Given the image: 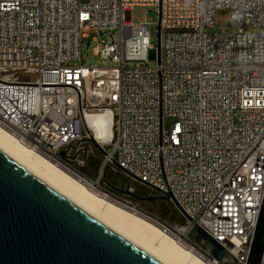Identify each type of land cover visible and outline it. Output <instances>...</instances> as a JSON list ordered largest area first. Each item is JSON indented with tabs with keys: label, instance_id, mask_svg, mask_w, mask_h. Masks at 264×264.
I'll list each match as a JSON object with an SVG mask.
<instances>
[{
	"label": "built area",
	"instance_id": "2783aa9c",
	"mask_svg": "<svg viewBox=\"0 0 264 264\" xmlns=\"http://www.w3.org/2000/svg\"><path fill=\"white\" fill-rule=\"evenodd\" d=\"M135 6L160 12L159 62ZM218 9L233 30L213 31ZM90 30L104 35L102 67L80 63ZM100 111L103 141L85 120ZM0 128L68 174L96 170L89 181L117 199L129 201L102 185L108 174L170 193L183 223L158 219L166 230L223 264L189 238L198 225L225 262L246 264L264 194V0H0Z\"/></svg>",
	"mask_w": 264,
	"mask_h": 264
},
{
	"label": "water",
	"instance_id": "95a60500",
	"mask_svg": "<svg viewBox=\"0 0 264 264\" xmlns=\"http://www.w3.org/2000/svg\"><path fill=\"white\" fill-rule=\"evenodd\" d=\"M157 36L159 62L160 12ZM91 142L101 150L94 139ZM64 155V150L59 151V156ZM79 160L87 163L84 153ZM93 174L96 177V170ZM118 175L124 185L113 188L115 195L128 197L132 203H148L156 214L147 213L160 220L157 204L161 200L168 202L171 211L177 213L169 200L170 193L158 196L152 188L132 182L122 173ZM103 181L111 187L105 177ZM189 238L216 261L236 264L234 260L224 261V258L230 259L227 251L198 225L193 226ZM263 255L264 194L246 264H264ZM0 264L160 263L81 212L0 152Z\"/></svg>",
	"mask_w": 264,
	"mask_h": 264
},
{
	"label": "bare ground",
	"instance_id": "6f19581e",
	"mask_svg": "<svg viewBox=\"0 0 264 264\" xmlns=\"http://www.w3.org/2000/svg\"><path fill=\"white\" fill-rule=\"evenodd\" d=\"M85 120L96 140H108L112 133L108 112L88 113ZM34 139L45 141V133L34 130ZM41 151H50V144H41ZM0 152L81 212L160 264H212L199 251L180 242L185 240L184 233L174 236V232L166 230L165 223L137 206L96 194L89 188L96 187V183L68 174L32 153L3 128H0ZM73 165L74 161H67V168H73Z\"/></svg>",
	"mask_w": 264,
	"mask_h": 264
},
{
	"label": "rangeland",
	"instance_id": "374dc122",
	"mask_svg": "<svg viewBox=\"0 0 264 264\" xmlns=\"http://www.w3.org/2000/svg\"><path fill=\"white\" fill-rule=\"evenodd\" d=\"M131 17L132 21L137 23L139 21H142L144 17H146L147 21L150 24L149 28V34H150V44L157 48L158 44V36H157V23L159 20V12L155 7H146V6H135L131 9ZM233 30L231 27L230 21L228 19V10L226 9H218L215 12V26L213 28V31H230ZM88 38H83L82 40V60L80 61L81 64L84 66L93 65L97 67L104 66V62L99 59L97 55L94 54V49L97 46V42L93 39L97 38V41L104 38V35L98 34L94 30L87 31ZM150 65H154L155 61L150 60ZM107 66H111V63H106ZM174 122V119L172 117L165 116L163 118V130L168 131L171 124ZM74 168V165H73ZM81 173L85 178L89 180L95 181L94 174H88L86 170H82ZM94 178V179H93ZM86 180V179H85ZM91 182V181H90ZM92 182V183H93ZM87 186H89L87 184ZM101 186V185H100ZM92 189L93 192H95L98 195H104L106 197H110L114 200L119 201V199L112 197L109 193H106V191H103L99 186H92L89 187ZM108 194V195H107ZM122 202V201H121ZM129 205H135L139 209L146 212L145 209H143L139 204L132 203L130 201H125ZM163 215L165 217L161 218L162 220H165L168 223H178L179 225H182L183 220L177 213H171V211L168 209H163Z\"/></svg>",
	"mask_w": 264,
	"mask_h": 264
},
{
	"label": "flooded vegetation",
	"instance_id": "af4514ba",
	"mask_svg": "<svg viewBox=\"0 0 264 264\" xmlns=\"http://www.w3.org/2000/svg\"><path fill=\"white\" fill-rule=\"evenodd\" d=\"M87 173L88 174H92L93 173V170H87V168H85ZM105 180L106 182L109 183V185L111 186V190L114 191L113 188H122L123 185H124V180L123 178L120 176V175H116V174H108L106 177H105ZM139 204L143 209H145L146 211H148L149 213H152V214H156V210H154L148 203L146 202H140V203H137ZM163 209H170L169 207V204L168 202H166L165 200H161L159 201V203L157 204V211L159 212V215L161 218L165 217L163 215ZM171 213H173L171 211Z\"/></svg>",
	"mask_w": 264,
	"mask_h": 264
},
{
	"label": "trees",
	"instance_id": "16d2710c",
	"mask_svg": "<svg viewBox=\"0 0 264 264\" xmlns=\"http://www.w3.org/2000/svg\"><path fill=\"white\" fill-rule=\"evenodd\" d=\"M102 185L106 186V184H102ZM110 192L115 193V190L113 191V190L110 189Z\"/></svg>",
	"mask_w": 264,
	"mask_h": 264
}]
</instances>
